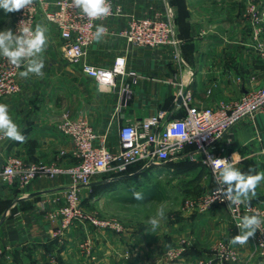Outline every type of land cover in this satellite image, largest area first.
I'll return each instance as SVG.
<instances>
[{"label":"crops","instance_id":"0c3cea01","mask_svg":"<svg viewBox=\"0 0 264 264\" xmlns=\"http://www.w3.org/2000/svg\"><path fill=\"white\" fill-rule=\"evenodd\" d=\"M113 1L121 7L122 15L96 23V27L103 25L106 32L102 40H93L83 58L84 63L109 68L116 57H124L127 75L116 78L110 87L97 84L81 74L79 66L68 63L63 57L58 30L41 12L37 14L35 26L40 24L47 29L44 76L21 78V67L16 77L18 93L0 100L8 105L13 122L27 138L20 144L0 135V171L11 156L25 164L73 166L76 161L70 156L71 140L57 130L64 117L86 121L98 136L105 137L106 147L114 150L123 125L137 124L160 113L167 121L183 117L185 108L177 99L179 89H187L189 106L217 108L234 103L264 81V61L255 57L250 34L240 17L241 7L235 0ZM130 16L168 17L174 26L177 47L129 45L119 32ZM13 20V13L0 9V31L13 30ZM228 141L230 145L226 146ZM211 151L215 156L235 153V167L244 173L249 167L255 169L252 174L264 172V116L256 114L242 119ZM196 158L200 159V155ZM212 180L209 190L215 187ZM69 183L67 175L38 177L26 186L17 181L8 184L0 178V264L26 258L37 263L67 258L78 229H69L64 238L52 235ZM93 185L91 180L88 188ZM86 188H80V196H85ZM250 205L264 212V181L257 186ZM182 222L186 224L178 229L172 225L170 233L158 231L155 240L162 233L172 237L169 241L187 238L193 249H211L217 241L230 242L237 235L227 209L221 206L204 214L194 212ZM139 236L141 249L149 239L145 234ZM205 262L222 264L212 256ZM135 264L148 262L139 257ZM227 264H264V260L248 240L236 246V261Z\"/></svg>","mask_w":264,"mask_h":264},{"label":"built area","instance_id":"2783aa9c","mask_svg":"<svg viewBox=\"0 0 264 264\" xmlns=\"http://www.w3.org/2000/svg\"><path fill=\"white\" fill-rule=\"evenodd\" d=\"M109 16L92 20L86 17L80 9L72 6V0H33L25 9L17 11V31L23 27L33 28L35 18L41 12L44 19L58 30L63 42V57L74 66H79L81 74L93 79L97 84L113 86L115 79L127 75L125 59L118 56L109 68L95 67L84 63L86 49L95 39L96 23L122 15V9L113 0ZM248 17L251 27V47L255 55L264 61V44L260 39L258 23L260 17L254 6H248ZM16 31V32H17ZM119 36L129 45L135 47L155 48L167 44L177 47L173 23L167 17H134L130 16L126 27ZM20 68L11 65L6 58L0 63V100L18 93L19 85L16 77ZM177 99L185 108V115L170 121L163 119V114H157L142 119L137 124L120 127L116 149L111 150L105 145V137L98 136L84 120L72 121L64 117L57 130L71 140L70 156L76 161L73 166L45 165L41 163L25 164L20 158L8 157L0 171V178L5 183L17 181L20 186H26L38 177L53 179L58 175H67L70 183L64 192V201L57 210V227L53 231L54 238H60L74 220L86 221L94 227L119 230L115 223L103 222L84 213L79 200L80 188L88 187L92 178L103 172L122 175L135 164H142V169H152L169 161H184L201 163L212 170L206 160L208 155L217 158H228L236 164L231 154L215 156L211 148L223 137L229 135L232 127L244 118L256 114L264 116V81L252 91L244 93L231 104L220 105L217 108L189 106L190 97L187 89H179ZM229 141L226 146H229ZM200 155V159L196 158ZM213 175V173H212ZM214 176V175H213ZM206 195L190 207L199 213L211 211L215 206L225 207L234 228H237L238 217L258 214L262 220L260 229L249 238L255 250L264 260V212L254 205L239 204L229 206L227 200H222L216 193V183ZM236 246L238 244H218L214 258L222 264L236 261ZM1 255V253H0ZM202 264V263H200ZM203 264H210L205 262Z\"/></svg>","mask_w":264,"mask_h":264},{"label":"rangeland","instance_id":"374dc122","mask_svg":"<svg viewBox=\"0 0 264 264\" xmlns=\"http://www.w3.org/2000/svg\"><path fill=\"white\" fill-rule=\"evenodd\" d=\"M235 1L241 7L240 17L243 19L245 31L250 35L247 9L248 6L255 7L260 17L258 23L260 39L264 44V0ZM13 17V30L16 32L17 12H13ZM32 29L34 30V27ZM177 163L169 161L164 165L167 169L156 166L153 170L142 169V164L138 163L132 165L122 175H115L109 171L95 175L92 178L95 185L84 189V197L79 195L81 208L84 213L99 221L119 225L120 229H104L94 227L86 221L74 220L60 236L64 238L69 229H78L77 237L74 235L72 239L73 249H69L65 261L58 256L59 259L49 263L32 262L26 258L13 264H135L139 257L147 260L148 264L205 263L207 257L215 256L218 244L230 242L217 241L211 249L204 247L193 249L188 246L187 238L177 237L174 241H169L172 237L162 234L170 233L172 225L178 229L186 224L182 220L196 212L190 204L210 191L208 185L212 184L214 178L205 167L189 168V164L185 163L178 164L177 168ZM176 169H181V172L175 173ZM133 191L141 192L143 199L135 200L132 196ZM164 202L167 204L166 219L153 230L148 220L155 216L157 208ZM160 230L163 232L158 234L162 237L157 236L155 240V235ZM235 230L238 235V230L236 228ZM141 234H145L149 241L140 249Z\"/></svg>","mask_w":264,"mask_h":264},{"label":"clouds","instance_id":"9594fccd","mask_svg":"<svg viewBox=\"0 0 264 264\" xmlns=\"http://www.w3.org/2000/svg\"><path fill=\"white\" fill-rule=\"evenodd\" d=\"M32 3L33 0H0V9L6 13H13L27 8ZM72 6L80 9L86 17L92 20L105 18L111 13L109 0H72ZM46 32L47 29L40 24H37L34 30L30 27H23L17 32L10 28L0 31V56L6 58L11 65L18 69L24 68L19 72L21 78H28L30 75L44 76L43 53L48 44ZM105 32L106 28L103 25H97L95 39L102 40ZM0 135L20 144L25 143L27 139L9 115L8 105L2 103H0ZM206 160L216 183L223 186L216 187L215 193L222 200H227L229 206L239 204L250 206L251 199L256 196L257 186L261 181H264V172L252 174L255 169L249 167L248 172L244 173L235 167L232 159L230 162L228 158L208 155ZM132 196L135 200L143 199L141 192L133 191ZM166 207V202L161 203L155 216L149 218L148 223L153 230L166 219ZM237 219L239 221L237 228L240 229V233L232 237L230 243L244 245L260 229L262 220L258 214L244 215Z\"/></svg>","mask_w":264,"mask_h":264},{"label":"trees","instance_id":"16d2710c","mask_svg":"<svg viewBox=\"0 0 264 264\" xmlns=\"http://www.w3.org/2000/svg\"><path fill=\"white\" fill-rule=\"evenodd\" d=\"M185 163H188L189 164V168H196V167H205L203 164H201V163H196V162H191V161H188V160H184V161H179L178 163H177V168H179L178 167V164L180 165V164H185ZM165 165V164H164ZM164 165H162V166H160V167H162V169L164 168V169H167L166 168V166H164ZM175 167V168H176ZM206 168V167H205ZM153 169H155V168H152V169H150V170H153ZM181 170V169H180ZM179 169H176V171H175V173H180L181 171H180ZM98 186V185H97ZM96 186V187H97ZM95 187V186H94Z\"/></svg>","mask_w":264,"mask_h":264}]
</instances>
